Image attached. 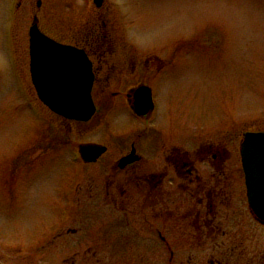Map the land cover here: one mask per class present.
<instances>
[{"label": "rangeland", "instance_id": "1", "mask_svg": "<svg viewBox=\"0 0 264 264\" xmlns=\"http://www.w3.org/2000/svg\"><path fill=\"white\" fill-rule=\"evenodd\" d=\"M53 1L37 7L0 0V264H264V225L240 185L228 198V218L221 216L225 230L199 242H170L171 262L161 242H95L114 209L99 198L104 162L82 166L77 144L110 143V161L119 149L115 130L139 122L117 114L120 96L104 124L100 115L83 123L61 118L38 100L28 70L34 18L66 43L103 31L104 46L116 52L108 62L177 64L155 86L167 131L216 126L238 134V142L241 131L262 125L264 0H104L102 18L93 3ZM73 227L80 230L69 233Z\"/></svg>", "mask_w": 264, "mask_h": 264}, {"label": "flooded vegetation", "instance_id": "2", "mask_svg": "<svg viewBox=\"0 0 264 264\" xmlns=\"http://www.w3.org/2000/svg\"><path fill=\"white\" fill-rule=\"evenodd\" d=\"M1 1L6 6H19L24 0ZM29 1H33L37 7L45 3V0ZM61 1L65 7L75 2L54 0L53 6ZM79 1L83 6L93 3L100 13L104 4V0H101L100 5L95 0ZM100 13L96 17L102 18L104 14ZM34 21L38 26L35 18ZM43 33L59 43L82 50L91 63L93 74L91 98L94 111L87 120L69 119L52 113L78 123L88 122L100 115V121L104 124L105 116L114 108L113 99L120 96L124 101L115 110L117 114L135 123L139 122V126L127 129L124 125L115 130L112 138L119 149L110 161L104 158L110 151V143L77 144L75 156L82 166L104 162V191H100L99 198L102 205H112L114 209L112 218L107 222L108 227L102 229L100 238L95 242H161L168 253V263L175 258V250L170 242H199L202 234L209 237L213 233V238L217 231L225 230L221 216L228 215L231 191L240 185L247 202L246 173L240 145L246 133H264V113L259 118L261 127L244 129L239 134L238 142V134L234 135L228 132V128L221 130L216 126L167 131L158 120L161 105L155 86L173 72L177 64L157 63L155 60L148 62L149 59L143 64L129 63L125 66L108 62L109 59L115 60L116 52L114 54L113 47L104 46L107 36L97 29L86 31L84 38L74 44L61 42ZM111 83L128 88L124 93L120 90L108 91L105 87ZM97 85L102 88L96 91ZM142 87L148 89V96L145 90H139ZM98 92L103 97L100 98ZM84 145L95 149L103 147V150L89 159L81 153ZM107 168H110L109 172ZM69 174L71 177V172ZM86 192L87 197H93L91 191ZM111 226L112 231L109 229ZM79 230L73 227L69 233H77ZM110 234H113L111 238ZM220 262L219 259L213 260L211 264Z\"/></svg>", "mask_w": 264, "mask_h": 264}, {"label": "water", "instance_id": "3", "mask_svg": "<svg viewBox=\"0 0 264 264\" xmlns=\"http://www.w3.org/2000/svg\"><path fill=\"white\" fill-rule=\"evenodd\" d=\"M95 1L100 5L101 0ZM29 54L30 76L39 99L63 117L87 120L94 111L90 95L93 74L83 51L57 43L41 33L33 22L29 27ZM139 90H145L148 96L147 88ZM102 150L103 147H81L82 155L89 159ZM240 155L246 173L248 207L264 225V133H246Z\"/></svg>", "mask_w": 264, "mask_h": 264}]
</instances>
